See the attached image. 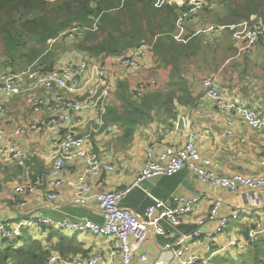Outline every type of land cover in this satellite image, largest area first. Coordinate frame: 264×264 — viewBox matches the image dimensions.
<instances>
[{"label":"crops","instance_id":"crops-1","mask_svg":"<svg viewBox=\"0 0 264 264\" xmlns=\"http://www.w3.org/2000/svg\"><path fill=\"white\" fill-rule=\"evenodd\" d=\"M206 12L207 14L202 12L199 15L196 23L181 21L175 36L183 40L190 31L195 32L198 25L209 24L206 23V19L214 20V14L220 13L221 8L215 7ZM254 19L251 17L249 22ZM245 24L250 23L222 26L223 29L218 35L202 38V51L183 66L185 88L183 93L177 92L182 97V103L175 104V120L167 119L162 124L154 119L146 126H138L130 139H123L121 131L114 126L105 127L102 116L93 109L87 108L82 113L72 114L58 138L67 135L85 137L84 147L88 153L116 167L111 173H101L97 177L86 176L85 182L91 193L125 189L140 171L144 161L143 151L148 144H154L158 150L166 146L179 148L184 144L189 132L194 133L199 152L217 164V174L253 176L262 172L260 161L264 159V129L251 130L236 118L232 136L226 135L225 123L231 115L218 111L204 96L200 87V79L212 76L214 85L220 92L238 96L246 107L253 109L264 119V37L258 41L252 56L235 57L238 37ZM130 53L131 51H128L126 54ZM86 57L88 56L76 51L64 52L57 57L54 66L59 68L82 59L106 63L104 84L99 88H94L93 84L88 85L83 94L77 95L78 100L88 97L95 90L98 96L107 86L108 95L104 104L118 105L114 93L119 81L126 82L132 91L137 82L155 79L157 86L144 94L165 89L167 73L152 53L145 56L140 67L134 71L121 69L112 57L99 59ZM35 70L39 71V69ZM31 84L32 80L25 78L22 93L0 99V126L4 130L2 144L14 143L22 152L34 156L25 167L8 164L0 170V224L15 225L33 215H41L53 221L89 220L101 224L102 219L94 200H90L85 206H77L73 203L78 184L77 177L87 169V158H77L64 165L61 172L62 185L54 202H47L39 195L47 189L46 177L57 153L58 138L53 134L48 123V114L32 113L33 100L37 97L49 98L51 93L41 89L31 90ZM179 119H182V129L176 126ZM32 124L39 126L41 130L38 132L30 130ZM169 125L170 127H167ZM19 128L24 130L22 134L17 131ZM25 184H33L38 192L23 196L16 195L14 188ZM256 196L262 199L264 204V197L259 194L243 188H238L235 192L213 188L199 183L193 174L183 169L170 177L158 176L144 181L133 188L119 202V206L141 214L155 201L163 203L167 209H173L180 198L196 199L195 212L182 218L180 224L174 228L167 221L162 222L164 234L147 239L140 247L139 253L149 258L148 262L143 264H154L160 259H162L161 264H171L167 260L169 255L160 257L163 245L175 243L180 237L194 231L197 227L196 221L207 215L212 201L220 200V215L238 212L239 218L229 220L225 231L216 237L209 249L202 246L203 239L200 240V245L195 247V252L202 261L212 264V260L216 257L228 255L236 259L248 250V248L239 249L231 243L237 245L243 243L248 227L255 222L259 213L257 214L252 201ZM261 212L264 219V208ZM214 226V223H209L204 228L210 230ZM23 230L33 239L50 248L58 242V237L55 236L49 240L47 230ZM58 231L65 239L72 241L69 246L77 250L74 256L69 255L72 261L85 260L95 252L109 257L112 250L110 238L92 236L88 233ZM51 254L57 253L51 252ZM132 264L141 263L133 261Z\"/></svg>","mask_w":264,"mask_h":264},{"label":"built area","instance_id":"built-area-1","mask_svg":"<svg viewBox=\"0 0 264 264\" xmlns=\"http://www.w3.org/2000/svg\"><path fill=\"white\" fill-rule=\"evenodd\" d=\"M158 5L168 3L177 7L186 8L181 13V21L196 23L199 11L207 7L214 9L216 3L213 0H158ZM179 26V23H178ZM222 26L214 24L198 25L193 36L208 38L218 35ZM75 29L67 32L71 34ZM264 37V22L253 20L240 32L237 41L236 58L252 56L259 39ZM175 39L179 40L177 36ZM54 42L53 41H50ZM151 47L141 43L137 48L115 58V63L125 71H134L141 65L142 59L151 54ZM86 77V78H85ZM28 78L32 80L31 90H44L51 93L49 98L37 97L32 103V113H46L49 115L48 123L53 134L60 136L61 130L70 121L72 114L82 113L83 110L93 109L95 113L103 114L108 87L105 86L101 94L96 96V90L88 97L78 100L77 95L83 94L88 85L93 84L99 88L106 80V63L103 61L79 60L47 72H40L33 68L25 71L0 72V99L11 98L24 91L23 82ZM157 86L155 79L141 80L131 89L136 98H140L146 91ZM200 87L204 96L212 102L218 111L229 113L226 120L225 133L232 136L235 119H239L245 126L254 131L264 129L262 119L253 109L246 107L238 96L220 92L214 85L213 77L206 76L200 79ZM30 130L38 132L39 126L30 125ZM23 133V129H17ZM4 130L0 126V170L8 164L25 167L33 159V154L22 152L14 143L2 144ZM86 138L77 135H67L57 139V153L55 154L51 168L46 177L47 189L39 195L47 202H54L58 189L62 185L61 172L65 164L73 162L77 158H87V169L77 177V187L73 203L77 206H85L90 200L97 203V211L102 219L101 224L89 220L71 222L67 219L53 221L41 215L26 217L15 225L0 224V240L14 241L21 235L23 229L42 230L57 229L68 233H88L92 236L110 238L112 250L109 257L95 252L85 260L63 261L58 254H50L45 264H132L133 261L147 263V255L139 253L142 244L149 238L164 234L162 222L167 221L171 227L180 224L181 219L195 212L196 199L180 198L173 209H167L163 203L155 201L148 205L143 213H135L119 206V202L135 187L146 180L158 177H170L185 169L193 174L199 183L210 185L213 188H222L235 192L238 188L252 191L264 197V159L260 161L262 172L253 176L234 174L221 176L217 174L215 164L210 158L203 156L197 146L194 133L189 132L184 144L175 148L166 146L158 150L154 144H148L143 151L144 161L140 171L132 179L131 183L123 190L102 191L91 193L85 182L87 175L97 177L101 173H111L115 165L103 162L85 150ZM16 195L23 196L38 192L33 184L17 185L14 188ZM255 210L258 214L246 232L243 243L232 242L231 245L239 249H247L256 240L264 236V219L262 199H253ZM22 206V204H21ZM221 202L213 200L207 215L196 221V229L190 234L180 237L175 243L163 245L160 257L169 255L167 259L171 264H206L195 252L203 239L202 246L209 249L217 236L222 234L229 220H238V212H228L220 215ZM214 223L213 229L205 230L204 226ZM200 245V244H199ZM154 264H161L160 261Z\"/></svg>","mask_w":264,"mask_h":264},{"label":"trees","instance_id":"trees-1","mask_svg":"<svg viewBox=\"0 0 264 264\" xmlns=\"http://www.w3.org/2000/svg\"><path fill=\"white\" fill-rule=\"evenodd\" d=\"M213 1L221 12L215 13L212 21L206 19V23L223 27L252 24L251 17L264 22V0ZM157 2L0 0V72L28 68L47 72L54 69L57 57L69 50L85 54L88 59L116 58L145 43L167 73L165 89L136 98L127 83L119 81L114 93L118 105L105 107L101 114L104 126H114L123 139H130L138 126H146L154 119L162 124L167 119L175 120V104L182 103L177 92L183 93L185 88L183 66L202 51V37L190 31L183 40L175 39L186 8ZM207 10L213 9L202 8L198 19ZM72 29L75 31L69 37L67 32ZM53 40L52 49L49 43ZM47 231L49 240L58 237L54 247L42 245L25 230L14 241L0 240V264H45L51 252L59 254L63 261H72L69 255L77 251L69 246L72 241L56 229ZM212 264H264V236L236 259L219 256Z\"/></svg>","mask_w":264,"mask_h":264},{"label":"water","instance_id":"water-1","mask_svg":"<svg viewBox=\"0 0 264 264\" xmlns=\"http://www.w3.org/2000/svg\"><path fill=\"white\" fill-rule=\"evenodd\" d=\"M176 126H177L178 129H182V119H179V121H178Z\"/></svg>","mask_w":264,"mask_h":264},{"label":"rangeland","instance_id":"rangeland-1","mask_svg":"<svg viewBox=\"0 0 264 264\" xmlns=\"http://www.w3.org/2000/svg\"><path fill=\"white\" fill-rule=\"evenodd\" d=\"M215 25V24H214ZM49 45L51 46V48L53 49L54 47V45H55V42H51V43H49ZM69 51H71V50H69Z\"/></svg>","mask_w":264,"mask_h":264}]
</instances>
